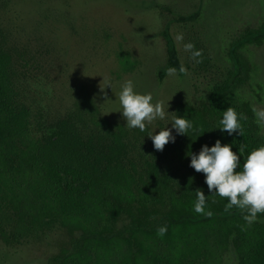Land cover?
Instances as JSON below:
<instances>
[{"label": "trees", "instance_id": "trees-1", "mask_svg": "<svg viewBox=\"0 0 264 264\" xmlns=\"http://www.w3.org/2000/svg\"><path fill=\"white\" fill-rule=\"evenodd\" d=\"M1 37L2 244L38 243L58 232L56 252L46 264H221L230 245L237 264H264V225L258 223L264 213L248 225L241 210L225 212L227 201L218 196L207 197L210 216L192 210L195 190L210 194L186 154L219 139L233 151L244 144L243 163L252 149L264 145L248 105L230 96L248 71L235 50L232 70L205 103L174 104V117L185 116L198 131L177 135L162 152V162L155 154L134 156L126 131L102 121L81 89L72 109L45 106L47 95L32 74L34 58L28 52L23 58ZM162 38L166 69L181 76L167 31ZM263 42L264 19L234 49ZM228 107L243 117L241 136L216 129ZM160 226L167 227L163 237L157 235Z\"/></svg>", "mask_w": 264, "mask_h": 264}, {"label": "rangeland", "instance_id": "rangeland-1", "mask_svg": "<svg viewBox=\"0 0 264 264\" xmlns=\"http://www.w3.org/2000/svg\"><path fill=\"white\" fill-rule=\"evenodd\" d=\"M263 19L264 0H0L1 38L23 58L25 52L34 58L32 74L47 95L45 106L72 109L81 89L102 121L126 131L134 156L155 154L162 162L172 143L156 151L147 135L165 126L171 130L175 103H205L232 70L234 50L248 71L230 96L248 105L264 141V121L254 111L264 110V42L234 49ZM164 31L184 69L181 76L166 69ZM189 42L201 51L202 62L184 50ZM127 80L166 111L164 120L146 125L144 132L127 128L118 112L119 91ZM107 83L112 89L104 88ZM258 223L264 225V219ZM60 238L54 232L38 243L8 247L0 242V264H46ZM221 264H237L231 245Z\"/></svg>", "mask_w": 264, "mask_h": 264}, {"label": "clouds", "instance_id": "clouds-1", "mask_svg": "<svg viewBox=\"0 0 264 264\" xmlns=\"http://www.w3.org/2000/svg\"><path fill=\"white\" fill-rule=\"evenodd\" d=\"M176 39L182 41L183 35L178 34ZM184 50L191 53V57L195 59L196 63L202 62L201 51L195 50L191 42L184 44ZM167 71L169 74H173L176 69L169 68ZM180 71L183 72L184 69L181 67ZM106 86H111L112 89L111 83L105 84L104 88ZM104 88L100 87L101 90ZM118 101L121 109L118 112L126 121L127 128L144 132L146 125L166 118L163 103L159 101L154 103L150 93L141 94L136 91L132 80L123 83ZM254 111L257 118L264 121V110ZM241 119H243L241 115L237 114L233 108L228 107L223 111L219 127L216 129L220 130L222 134L226 133L229 137L234 133L241 136ZM156 129H159L158 133H155ZM156 129L147 135L156 151H163L164 146L170 142L175 143L177 135L188 136L189 132L198 131V129H194L193 122L185 116L174 117L171 120V130L166 126ZM172 130L175 131V134ZM244 152V144L233 151L232 144H222L221 140L217 139L210 147L207 144L202 145L198 153L186 154L190 157L189 167L204 175V183L210 194L206 196L201 189L195 190V201L192 208L195 213L211 215L210 211H206L207 197L209 196L226 199L225 212L233 208L241 210L244 213L242 219L248 225L258 219V214L264 213V145L252 149L241 163ZM166 232V226H160L157 229V235L160 237H163Z\"/></svg>", "mask_w": 264, "mask_h": 264}]
</instances>
